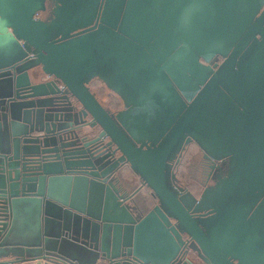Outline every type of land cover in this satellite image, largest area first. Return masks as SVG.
I'll return each instance as SVG.
<instances>
[{"label": "water", "instance_id": "95a60500", "mask_svg": "<svg viewBox=\"0 0 264 264\" xmlns=\"http://www.w3.org/2000/svg\"><path fill=\"white\" fill-rule=\"evenodd\" d=\"M183 137L227 157L203 206ZM32 258L264 264V0H0V264Z\"/></svg>", "mask_w": 264, "mask_h": 264}, {"label": "flooded vegetation", "instance_id": "af4514ba", "mask_svg": "<svg viewBox=\"0 0 264 264\" xmlns=\"http://www.w3.org/2000/svg\"><path fill=\"white\" fill-rule=\"evenodd\" d=\"M38 16L42 17V14L39 13ZM223 59L224 58L221 56H216L215 58L211 60L210 63L206 65L211 67L213 63H216L217 65L212 68V70L215 71L220 66ZM199 60L200 62L204 63L201 59ZM94 80L98 81L99 83H101L100 85L105 87V85L99 79L96 78V79H93L92 81ZM90 86H91V81L89 83V87ZM112 96H109V97H112ZM113 97H115L118 100L116 96H113ZM118 102L120 103V100H118ZM107 105L105 106L111 108L108 102H107ZM175 152L176 153H175L174 160L172 162L170 174L171 173L174 174V182L176 183V185L181 186L183 190H185L186 192H188V194H190V197L193 195L197 197V199H199L200 196H202L204 192L209 194L211 189L214 188V185L216 184V182L225 173L226 166H227V157H221L217 159V158H213L209 156L208 154L204 152L203 148H201V146L198 144V142L194 138H190L187 141H185L183 137L181 139L179 148ZM187 156H189L190 163L188 162L186 164L185 158ZM182 166L184 167V169H186L188 173H190L191 171L190 177L193 183V184L191 183V185L197 188L196 193H194L190 184L183 182L178 177V173L180 171L179 169ZM118 172H119L118 174L119 181L125 182L128 184L129 193L133 194L132 196L135 199H138L143 195H149L150 190L141 184V181L138 175H136L130 169L127 163H125L122 166V168L119 169ZM170 180H171V177H170Z\"/></svg>", "mask_w": 264, "mask_h": 264}, {"label": "rangeland", "instance_id": "374dc122", "mask_svg": "<svg viewBox=\"0 0 264 264\" xmlns=\"http://www.w3.org/2000/svg\"><path fill=\"white\" fill-rule=\"evenodd\" d=\"M260 1V0H259ZM18 46V45H17ZM104 89H105V91H107L106 90V88L104 87ZM108 93V92H107ZM109 95H111L112 96V94L109 92ZM110 98H115V97H110ZM116 99V98H115ZM117 100V99H116ZM117 103H118V106L117 107H112L111 106V108L112 109H116V108H119L120 107V103L118 102V100H117ZM180 143H181V139H180V141H179V143L176 145V151H177V149L179 148V145H180ZM175 150L170 154V156H169V158H168V160H167V162H166V167H165V169H166V179H167V181L169 182L170 181V170H171V166H172V162H173V160H174V157H175ZM197 156V155H196ZM199 156V155H198ZM190 163V161H189V156H187L186 158H185V163L187 164V163ZM180 171H179V173L178 174H180V177H181V180L183 181V182H186V183H188V184H190L191 185V183H192V181H191V177H190V174H191V171H190V173H188L187 171H186V169H184V167L182 166V167H180V169H179ZM193 184V183H192ZM191 188H192V190L194 191V193H196L197 192V188L195 187V186H192L191 185ZM207 196H209V194L208 193H206V192H204L203 194H202V196H200V198L199 199H197V197H195V196H191L190 197V195H188V202H189V204H196V202H197V200H199V205H201V206H203L204 204H205V202H206V199H207Z\"/></svg>", "mask_w": 264, "mask_h": 264}, {"label": "crops", "instance_id": "0c3cea01", "mask_svg": "<svg viewBox=\"0 0 264 264\" xmlns=\"http://www.w3.org/2000/svg\"><path fill=\"white\" fill-rule=\"evenodd\" d=\"M90 89L94 92V93H96L95 92V89H94V87H91L90 86ZM107 91H106V98H104V97H101L100 95H98L97 96V98L99 99V101L102 103V104H104V105H107V102H108V96H111V95H109V90L108 89H106ZM108 92V93H107ZM108 106V105H107ZM143 193V192H142ZM13 264H56V263H52V262H47V261H45V260H43V259H40V258H32V259H26V260H22V261H20V262H15V263H13Z\"/></svg>", "mask_w": 264, "mask_h": 264}, {"label": "trees", "instance_id": "16d2710c", "mask_svg": "<svg viewBox=\"0 0 264 264\" xmlns=\"http://www.w3.org/2000/svg\"><path fill=\"white\" fill-rule=\"evenodd\" d=\"M101 83H99L98 81L94 80V81H91V87H94L95 89V92L94 93L96 95V97L98 95H100L101 97H104L106 98V91L104 89V86L100 85ZM99 97V96H98ZM99 100V99H98ZM108 104L112 107H117L118 106V103H117V100L115 98H110L108 96ZM178 177L181 179L180 177V174H178ZM56 264H61V263H57V262H54Z\"/></svg>", "mask_w": 264, "mask_h": 264}]
</instances>
